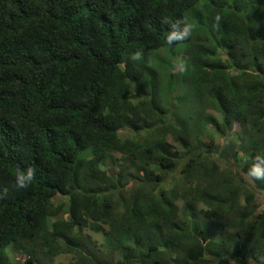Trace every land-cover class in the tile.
<instances>
[{
	"label": "trees",
	"instance_id": "obj_1",
	"mask_svg": "<svg viewBox=\"0 0 264 264\" xmlns=\"http://www.w3.org/2000/svg\"><path fill=\"white\" fill-rule=\"evenodd\" d=\"M200 3L206 21L196 16L191 36L169 44ZM184 43V81L219 117L201 106L181 119L163 104V66L150 53ZM127 129L139 137L131 150ZM118 153L124 168L110 179L104 164ZM258 156L264 0H0V264H16L11 251L34 264L61 254L75 264H264V214L244 180L264 193L248 175L264 167ZM28 168L33 179L17 188Z\"/></svg>",
	"mask_w": 264,
	"mask_h": 264
},
{
	"label": "rangeland",
	"instance_id": "obj_2",
	"mask_svg": "<svg viewBox=\"0 0 264 264\" xmlns=\"http://www.w3.org/2000/svg\"><path fill=\"white\" fill-rule=\"evenodd\" d=\"M203 4H198L195 9L192 12L187 13L186 15V21L187 23H190L193 25V28L195 27V24L197 22L196 16H203V18L206 21V16L203 14ZM195 38H198L199 40H202L203 42H206L205 38V32H203L201 29H199L195 36ZM187 48V43H184L182 45H179L176 50L172 53H168L166 50H160L156 52L150 53V65H152L154 68H159L160 66H163L162 69H159L160 72V83H161V89H162V101L163 104L168 107L172 108L174 115H178L181 119H186V115H184V112L188 109L198 110L201 106H203V110L206 111L208 114L215 115L216 117H219L218 113L213 110L210 106H212L209 101L207 100H201L199 99L188 87L187 83L184 81V76L182 75L181 69L183 66V59L185 56V50ZM174 54V55H173ZM220 57L222 59H225L226 54L220 53ZM170 60L174 61L173 66L169 64ZM166 65V66H164ZM179 79L178 86L175 88V90H172V82L174 78ZM178 102L183 103L182 109L176 112L174 111V108H177L176 104ZM174 106V107H173ZM178 113V114H176ZM236 133L239 132V127H236ZM121 138L126 142V148L127 150H131L136 148L137 142L139 140V137H137L133 132L130 130H122L121 131ZM143 136V135H142ZM168 141L172 144V140L170 137H168ZM173 147L178 150L182 151L181 148L178 146H175V144H172ZM124 162L122 158V154H114L113 160L107 162L104 164V170L110 179L115 177L117 173L124 168ZM221 165L224 166L226 169H229L230 166L226 165L225 163L221 162ZM233 167H231L232 169ZM244 180L246 182V186L255 193V202L253 206L256 207V215L264 214V193L256 191L252 186V181L249 179V177L244 176ZM116 197H114L115 199ZM55 204L57 207L62 208V213L58 218H66V210H67V199L63 198L61 196L55 198ZM240 204L243 205L244 202L241 199ZM181 206V203H179ZM199 209H204L206 213L205 218L208 219L209 223H215L216 217L212 211H208V208L205 206L200 205ZM221 225H224V222L220 223ZM223 228V227H220ZM226 230V229H224ZM85 234L92 236L93 240V246L101 248L102 244L104 243V238L102 235L94 234L93 232L86 230ZM213 237V236H212ZM11 257L15 261L16 264H34V260L28 257L23 256L19 252L11 251ZM103 253L107 255L109 254V251L103 250ZM264 261V259H263ZM45 264H75L76 261L73 256L61 254L57 257H54L51 261H47V259H44Z\"/></svg>",
	"mask_w": 264,
	"mask_h": 264
},
{
	"label": "clouds",
	"instance_id": "obj_3",
	"mask_svg": "<svg viewBox=\"0 0 264 264\" xmlns=\"http://www.w3.org/2000/svg\"><path fill=\"white\" fill-rule=\"evenodd\" d=\"M216 21L220 20V17H215ZM183 25L182 31L178 32L177 29ZM172 31L167 36V42L172 44L173 41L176 40H185L191 36L193 25L190 23L178 22L172 25ZM142 58V53L136 52L131 56V59L134 61H139ZM257 160H260L261 163H264V158L258 156ZM34 170L32 168H28L26 170V175L24 173L18 174L16 177V187L17 188H25L27 187L28 183L31 182L34 176ZM248 175L254 177L256 180L264 181V167H261V164H254L249 172Z\"/></svg>",
	"mask_w": 264,
	"mask_h": 264
}]
</instances>
